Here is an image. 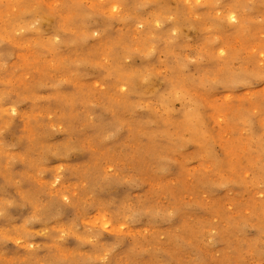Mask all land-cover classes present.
I'll return each instance as SVG.
<instances>
[{"label": "rangeland", "instance_id": "1", "mask_svg": "<svg viewBox=\"0 0 264 264\" xmlns=\"http://www.w3.org/2000/svg\"><path fill=\"white\" fill-rule=\"evenodd\" d=\"M0 264H264V0H0Z\"/></svg>", "mask_w": 264, "mask_h": 264}, {"label": "bare ground", "instance_id": "2", "mask_svg": "<svg viewBox=\"0 0 264 264\" xmlns=\"http://www.w3.org/2000/svg\"><path fill=\"white\" fill-rule=\"evenodd\" d=\"M103 225H105L106 223H102ZM106 228V227H105Z\"/></svg>", "mask_w": 264, "mask_h": 264}]
</instances>
